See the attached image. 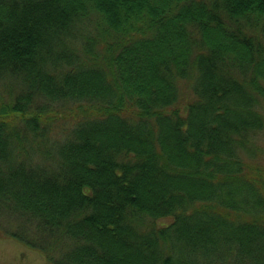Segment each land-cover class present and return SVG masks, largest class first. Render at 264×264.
<instances>
[{
    "label": "trees",
    "instance_id": "trees-1",
    "mask_svg": "<svg viewBox=\"0 0 264 264\" xmlns=\"http://www.w3.org/2000/svg\"><path fill=\"white\" fill-rule=\"evenodd\" d=\"M264 0H0V235L47 264H264Z\"/></svg>",
    "mask_w": 264,
    "mask_h": 264
},
{
    "label": "rangeland",
    "instance_id": "rangeland-1",
    "mask_svg": "<svg viewBox=\"0 0 264 264\" xmlns=\"http://www.w3.org/2000/svg\"><path fill=\"white\" fill-rule=\"evenodd\" d=\"M263 141V138H261ZM264 145V141H263ZM264 148V147H263ZM0 264H47L37 250L0 235Z\"/></svg>",
    "mask_w": 264,
    "mask_h": 264
}]
</instances>
